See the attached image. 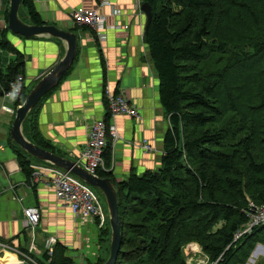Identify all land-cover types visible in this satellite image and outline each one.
I'll use <instances>...</instances> for the list:
<instances>
[{
  "label": "trees",
  "instance_id": "trees-1",
  "mask_svg": "<svg viewBox=\"0 0 264 264\" xmlns=\"http://www.w3.org/2000/svg\"><path fill=\"white\" fill-rule=\"evenodd\" d=\"M142 4L150 8L143 41L169 127L158 167L115 183L122 235L116 264H188L182 249L190 243L201 247L208 264H244L257 243L264 246V225L236 238L249 222V204H264V0H142ZM22 6L31 24H45L32 0H22ZM7 15L6 8V22ZM5 30L0 50L15 58L0 70V99L24 69V58L7 41L11 32ZM104 64L101 58L103 72ZM52 91L23 123L25 137L50 152L30 125V116ZM28 92L24 87L16 107ZM104 119L108 123V113ZM110 144L108 139L106 167ZM9 145L28 181L30 166L44 163L11 141ZM97 175L114 181L110 172L99 170ZM99 231V242L109 247L108 215ZM65 250L57 241L50 256L41 252L39 264H72L63 256ZM105 261L101 258L95 264Z\"/></svg>",
  "mask_w": 264,
  "mask_h": 264
},
{
  "label": "crops",
  "instance_id": "crops-1",
  "mask_svg": "<svg viewBox=\"0 0 264 264\" xmlns=\"http://www.w3.org/2000/svg\"><path fill=\"white\" fill-rule=\"evenodd\" d=\"M32 1L46 25L77 36V52L68 75L37 106L30 116V125L37 128L39 137L52 152L74 161L85 145L90 121L106 115L103 95L106 90L117 89L136 107L138 117L120 116L110 122L120 136L110 151L112 179L119 183L131 173L140 175L157 168L169 122L158 103L157 77L143 41L146 19L143 12V15L138 12V0ZM77 7L96 9L106 17L103 42L96 43L86 28L71 21L70 13ZM3 20L0 18L1 28ZM24 23L31 24L27 19ZM119 25H128V29L117 28ZM6 38L24 58L25 90H30L48 73L66 51V44L57 39H23L11 33ZM14 58L9 51L0 50V69H6ZM16 108L15 101L9 99L0 107V245L16 251L28 249L23 209L37 207L40 220L35 229V244L39 252L50 236L56 237L66 249L63 256L72 264H95L101 259L100 252L106 253L107 248L106 243L99 242L96 221L81 222L74 218L44 179L30 187L20 171L16 154L9 145ZM25 133L31 137L30 131ZM142 140L149 141L156 152L145 153L140 145ZM22 195L23 200L19 202L18 197ZM4 251L0 246V255ZM13 257L17 258L6 251L0 263L5 258V261L12 259L7 263L10 264L16 260Z\"/></svg>",
  "mask_w": 264,
  "mask_h": 264
},
{
  "label": "built area",
  "instance_id": "built-area-1",
  "mask_svg": "<svg viewBox=\"0 0 264 264\" xmlns=\"http://www.w3.org/2000/svg\"><path fill=\"white\" fill-rule=\"evenodd\" d=\"M142 0H138V12L143 15L141 11ZM2 8V0H0V11ZM115 14H118L116 12ZM71 21L78 25L83 26L92 32L96 37L97 42H103L106 39L105 25L106 17L98 12L96 9H87L84 7H77L72 9L70 13ZM4 21V20H3ZM116 26V25H115ZM111 26L109 28H114ZM4 28H6V21H4ZM117 28L123 30L128 29V25H119ZM2 28H0V31ZM24 88V77L19 75L13 80L8 90H6L0 99V107L5 99L17 101L22 96V90ZM106 99V114H109V121L106 123L104 118L93 119L88 125L87 139L83 149L78 153L75 158V162L81 167L92 174H97L99 170L108 173L111 165L106 167L104 152L107 147V141L110 140L111 151L114 144L120 140L117 128L110 124V122L116 117H130L137 118L138 113L136 107L132 102L122 95L120 92L114 94L109 90L105 92ZM141 149L147 153H155L156 149L149 144V141L142 140ZM163 154V150L161 155ZM32 174L28 180V185L34 186L40 179H44L46 183L53 189L55 197L67 205L71 215L81 222L96 221L98 229L104 227L107 219L100 201L93 192L92 188L78 179L76 176L62 170L60 168L51 165H31ZM23 195L18 197V201L22 202ZM249 222L246 228L239 232L236 236L238 238L244 233L250 232L251 229L258 225H264V204L260 206H254L249 204V210L246 212ZM24 227L26 234L29 237L27 253L32 255L34 252L40 253L47 252L50 256L53 252V248L57 243L56 237H49L45 243L44 248L40 252L35 244V229L40 220V211L37 207H30L23 209ZM1 246L2 251L11 250L8 247ZM13 250V249H12ZM16 255L19 252L13 250ZM49 262V261H48ZM37 264V263H36Z\"/></svg>",
  "mask_w": 264,
  "mask_h": 264
},
{
  "label": "water",
  "instance_id": "water-1",
  "mask_svg": "<svg viewBox=\"0 0 264 264\" xmlns=\"http://www.w3.org/2000/svg\"><path fill=\"white\" fill-rule=\"evenodd\" d=\"M21 4L22 0H9L7 15L8 30L13 35L23 38L47 37L60 40L66 44V51L61 60L33 85L25 96L23 103L20 106H17L15 117L10 128V141L34 159L39 160L46 165H51L65 170L66 172L76 176L88 186L100 191L104 197L107 207L111 232L109 254L103 264H116L118 252L122 242V235L115 182L110 178H101L97 174L88 172L75 161L60 157L50 151L38 147L30 142L23 134V123L28 114L45 95L58 85L60 79L66 74L74 62L77 52V36L74 33L62 31L53 25H36L22 22L18 17V11ZM141 11L145 15L146 29V25L150 20V8L147 4H142ZM252 256L254 255L252 254Z\"/></svg>",
  "mask_w": 264,
  "mask_h": 264
},
{
  "label": "rangeland",
  "instance_id": "rangeland-1",
  "mask_svg": "<svg viewBox=\"0 0 264 264\" xmlns=\"http://www.w3.org/2000/svg\"><path fill=\"white\" fill-rule=\"evenodd\" d=\"M8 7H9V1L7 2L6 0H2V8L1 9L3 11V15L0 16L1 19L2 18L5 19L4 14H5L6 8L8 9ZM18 17H19V19L22 22H24L26 19L29 20L28 19L29 18L28 17V13H27V10H26L25 7H23V6L20 7V9L18 11ZM6 28H7V22H6ZM6 28H4V26H3L2 27V31H0V32L3 33V34H6L7 33L6 30H5ZM0 70H4V69H0ZM92 190L95 193V195L97 196L98 200L100 201V204H101L102 209L104 210L105 214H107V207H106L103 195L99 191L95 190L94 188ZM257 246H258V248L256 249ZM260 246L264 247L260 243H257L254 246V249L252 251L253 253L250 254L249 258L247 259L246 263H244V264H264V249L261 248ZM107 248H109L108 245H107ZM194 248H196V249H194ZM6 251L11 252L12 254H14L13 250H5L3 252V254ZM17 251L19 253L16 254V255L14 254L17 258L13 257V259L15 258L16 260H18V264H36L37 261H38L37 264L41 263V262H39L40 253L34 252L32 255H30V254H28L26 252H23V251H19V250H17ZM182 252H183V255L185 256V260H186V262L188 264H208V258L202 255L203 252H201V247L198 244H196V243H190V244L186 245L182 249ZM3 254L0 255V257H2ZM252 254L254 256H252ZM107 255H108V252H106V253L103 252V251L100 252L101 258L107 259ZM5 258H4V261H2L0 264H7V263H9L12 260L11 259L9 261H5L6 260ZM250 259H252V260H250Z\"/></svg>",
  "mask_w": 264,
  "mask_h": 264
},
{
  "label": "bare ground",
  "instance_id": "bare-ground-1",
  "mask_svg": "<svg viewBox=\"0 0 264 264\" xmlns=\"http://www.w3.org/2000/svg\"><path fill=\"white\" fill-rule=\"evenodd\" d=\"M196 249V248H194ZM18 263V260H13L10 264H17Z\"/></svg>",
  "mask_w": 264,
  "mask_h": 264
}]
</instances>
